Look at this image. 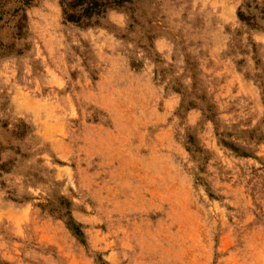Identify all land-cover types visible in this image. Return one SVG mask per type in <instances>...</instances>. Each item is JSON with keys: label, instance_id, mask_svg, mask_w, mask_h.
I'll return each mask as SVG.
<instances>
[{"label": "rangeland", "instance_id": "rangeland-1", "mask_svg": "<svg viewBox=\"0 0 264 264\" xmlns=\"http://www.w3.org/2000/svg\"><path fill=\"white\" fill-rule=\"evenodd\" d=\"M0 264H264V0H0Z\"/></svg>", "mask_w": 264, "mask_h": 264}, {"label": "trees", "instance_id": "trees-1", "mask_svg": "<svg viewBox=\"0 0 264 264\" xmlns=\"http://www.w3.org/2000/svg\"><path fill=\"white\" fill-rule=\"evenodd\" d=\"M30 0H25L29 3ZM133 0H59L64 21L79 27H90L109 9L122 8Z\"/></svg>", "mask_w": 264, "mask_h": 264}]
</instances>
